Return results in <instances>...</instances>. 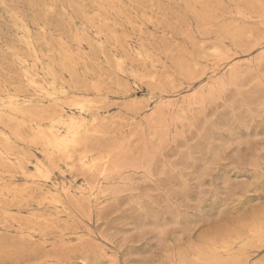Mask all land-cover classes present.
Instances as JSON below:
<instances>
[{
  "label": "rangeland",
  "instance_id": "374dc122",
  "mask_svg": "<svg viewBox=\"0 0 264 264\" xmlns=\"http://www.w3.org/2000/svg\"><path fill=\"white\" fill-rule=\"evenodd\" d=\"M0 115V264H264V0H0Z\"/></svg>",
  "mask_w": 264,
  "mask_h": 264
},
{
  "label": "bare ground",
  "instance_id": "6f19581e",
  "mask_svg": "<svg viewBox=\"0 0 264 264\" xmlns=\"http://www.w3.org/2000/svg\"><path fill=\"white\" fill-rule=\"evenodd\" d=\"M115 41V40H114ZM60 86V85H59ZM93 87V86H92ZM61 88V87H60ZM64 88V87H63ZM64 91H65V89H64ZM94 91V90H93ZM96 92V91H95ZM97 93V92H96ZM7 94V93H6ZM10 97V96H9ZM11 98V97H10ZM81 98V97H80ZM85 98V97H84ZM83 98V99H84ZM12 99V98H11ZM16 99H18V98H16ZM21 99V98H20ZM50 99V98H49ZM57 99V98H56ZM82 99V98H81ZM14 100V99H13ZM46 100V99H45ZM78 100H79V98H78ZM78 100H77V102H78ZM55 101H58V99L57 100H55ZM72 101V100H71ZM75 101V100H74ZM89 101V100H88ZM58 103H59V101H58ZM72 103V102H71ZM76 103V102H75ZM80 103V102H79ZM78 103V104H79ZM83 103V102H82ZM61 104V103H60ZM73 104V103H72ZM69 105V104H68ZM9 106V105H8ZM57 106V105H56ZM13 107V108H12ZM20 107V106H19ZM47 107V106H46ZM58 107V106H57ZM10 108L12 109V110H14L15 108H14V106H10ZM59 108V107H58ZM6 109V108H5ZM21 109V108H20ZM34 109V108H33ZM2 110V109H1ZM37 110V109H36ZM39 110V109H38ZM60 111H62V109L60 110ZM13 112V111H12ZM18 113H20V112H18ZM48 113V112H47ZM55 113V112H54ZM13 114H14V112H13ZM42 115V114H41ZM62 115V114H61ZM1 116V115H0ZM22 116V115H21ZM29 116H30V114H29ZM38 116V115H37ZM6 116H4V118H5ZM32 117V116H31ZM34 117V116H33ZM36 117V116H35ZM53 117V116H52ZM57 117V116H56ZM55 117V118H56ZM81 117V116H80ZM92 118V117H91ZM7 119V118H6ZM40 119V121L42 120L41 118H39ZM68 120H69V126H71L72 128H73V126L74 125H76L77 124V121L76 120H78L76 117H74V116H72V115H70V116H68V118H67ZM86 119V118H85ZM1 120V119H0ZM38 120V119H37ZM45 120H43L42 122H44ZM50 121V120H49ZM24 123H25V121H23ZM9 123V122H8ZM18 123V122H17ZM47 123H48V121H47ZM3 124V123H2ZM20 124V123H19ZM27 124V123H26ZM50 124H51V122H50ZM24 126H25V124H23ZM33 125H34V123H33ZM27 126V125H26ZM15 129V128H14ZM18 129H20V128H18ZM43 129V128H42ZM85 130V129H84ZM48 131V130H47ZM14 132H15V130H14ZM13 132V133H14ZM41 132V131H40ZM44 133V132H43ZM17 134V133H16ZM89 134V133H88ZM34 136V135H33ZM32 136V137H33ZM36 136V135H35ZM29 138V137H28ZM34 138V137H33ZM36 138V140L37 141H40V143L42 142L43 143V145L45 146V148H46V150L47 151H49L50 152V154L49 155H51L52 153H61V154H63V155H67L68 156V154L69 153H71V151H73V150H76L77 148H78V146H79V141L81 140L80 138H81V134H80V129L79 128H76V129H73V131L71 132V135H70V137L69 138H67V137H58V136H56L51 130H49L48 131V135H44V134H37V136L35 137ZM5 139H6V137H5ZM8 139H10V138H8ZM10 141V140H9ZM84 141V140H83ZM35 142V141H34ZM13 143V142H12ZM82 144H84V143H82ZM11 145V144H10ZM39 145H42V144H39ZM38 145V146H39ZM81 145V144H80ZM86 146V145H85ZM3 147V146H2ZM8 147V146H7ZM44 148V149H45ZM1 150H2V148H1ZM76 152V151H75ZM4 153V152H3ZM7 153V152H6ZM77 154V153H76ZM2 155V154H1ZM6 155V154H5ZM58 155V154H57ZM12 156V155H11ZM56 156V155H55ZM12 157H14V156H12ZM78 157V156H77ZM15 158V157H14ZM49 158V157H48ZM62 158V157H61ZM9 159V158H8ZM11 159V158H10ZM68 159H69V157H68ZM69 160H71V158L69 159ZM1 161V160H0ZM20 161V160H19ZM47 161V160H46ZM80 161V160H79ZM5 162V161H4ZM9 162V161H8ZM40 162V161H39ZM53 162V161H52ZM6 164V163H5ZM23 164V163H22ZM96 164V163H95ZM13 165H15V164H13ZM81 166V165H80ZM93 166V165H92ZM13 167V166H12ZM21 167H23V166H21ZM94 168V167H93ZM17 169H18V167H17ZM85 169V168H84ZM23 170V169H22ZM91 171V170H90ZM90 171L88 172V173H90ZM100 172H102V171H100ZM106 173V172H105ZM11 200H13L12 198H11ZM10 200V201H11ZM55 201V200H54ZM56 202V201H55ZM58 202V201H57ZM59 203V202H58ZM31 221V220H30Z\"/></svg>",
  "mask_w": 264,
  "mask_h": 264
}]
</instances>
